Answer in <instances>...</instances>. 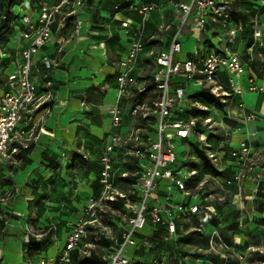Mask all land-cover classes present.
<instances>
[{
	"label": "rangeland",
	"instance_id": "rangeland-1",
	"mask_svg": "<svg viewBox=\"0 0 264 264\" xmlns=\"http://www.w3.org/2000/svg\"><path fill=\"white\" fill-rule=\"evenodd\" d=\"M6 1L0 0V16ZM256 4L257 0L250 6L247 15V34L244 38L246 45L254 39L257 29L253 12L260 13L259 9L262 5L256 6ZM16 9L13 7V10L16 11ZM21 11L22 15L27 13L26 10ZM18 12L20 13V10ZM20 31L18 26L15 37L12 34L0 38V53L14 49L15 39ZM221 33L223 48H225L224 45L228 44L227 38L224 30H221ZM213 43L216 49H219V40L213 39ZM195 46L196 41L193 40V49ZM14 69L13 63L8 72H13ZM85 75L87 77L88 73ZM198 77L199 79L192 80L187 87L185 101L190 97L198 96V93L206 88V81L201 71L198 72ZM242 78L247 79V74L244 73ZM233 79L238 84L239 79L235 76ZM259 83L262 84V81ZM150 84L153 88L149 92L143 94L132 91L137 95H124L119 100L116 98L120 97V91L112 88L105 96L107 105L102 107L103 102L99 100L101 92H99L100 95L94 92L88 96L91 104L90 111L92 112L93 109L97 111L99 123H106L99 132L101 137L104 138L105 134L111 133L110 127H113V116L111 113L108 114L112 107L107 106L115 104L121 113V122L114 131L118 138V145L113 154L119 167H136L138 159L146 157L151 142L155 141L158 115L152 102L155 101L157 93L152 81ZM3 95L4 92H0V97ZM251 96L255 100L258 98L257 94ZM249 98L250 96H246V106L251 108ZM221 103L220 106L206 109L207 115L198 119L201 130L197 133V137L200 143L191 146L183 140L174 141L178 154L175 170H178L181 178L188 177L192 170L197 171V180L190 185L189 191L191 194L201 193L214 202L217 205L216 215L200 216L199 222L195 219L181 221L178 235L171 243L163 246L161 251L154 244L141 246L140 257L132 264H161L159 258L163 251L167 255L166 264H175L176 260H182V264H213L215 260L217 264H261L251 260L255 252L264 254V152H253L241 169L237 166L239 174L236 177L228 170V166L232 165H229L227 161L231 162L234 159L228 152L225 140H230L233 136L230 146L233 149H239L244 135L241 133L233 135L231 124L238 122L233 113V103L228 102V105ZM137 105L143 106V109L139 114L134 115L133 110ZM185 106L191 108V105L187 103ZM201 121L207 122V126H202ZM206 134L208 137L214 136L213 140L206 142L200 139ZM110 141L112 138L109 139L106 136L100 145L101 157L106 152ZM221 141L223 143H220ZM25 145L26 143L17 155H10L9 158L0 161V175H2L0 180V264L20 262L38 264L40 257L53 258L58 246H65L74 221L83 217L90 196L97 195L100 190L96 180L101 163L96 161L93 153L88 154L84 149L80 150L79 155L75 157H67L68 151L58 153L57 160L46 165L40 161V153L37 149L26 148ZM186 151L189 158L184 155ZM225 152L227 155H224ZM91 159L93 161H90ZM187 162L189 165L186 168L184 165ZM249 168L254 169V176L249 172ZM29 179L31 181H28ZM28 183L29 188L26 194L22 187ZM165 185H161L156 192L157 196H168ZM125 188L128 189V186L126 185ZM183 198L184 195L177 190L171 193L173 201L180 202ZM199 231L203 236H196L191 244L182 241V238H187L189 234ZM45 232L46 236L37 239V235ZM140 233L154 238L166 235L162 229L154 228L149 223ZM27 236L35 243L31 254L26 253L27 245L24 237ZM41 240H47L50 244L43 251L39 247ZM92 250L95 251L96 261L100 260V256L105 252L102 245ZM134 251V248L129 247L127 253L133 255Z\"/></svg>",
	"mask_w": 264,
	"mask_h": 264
},
{
	"label": "built area",
	"instance_id": "built-area-1",
	"mask_svg": "<svg viewBox=\"0 0 264 264\" xmlns=\"http://www.w3.org/2000/svg\"><path fill=\"white\" fill-rule=\"evenodd\" d=\"M54 1L55 3L52 4L50 0H26L22 6L16 9L21 31L15 39L14 53H5L0 57V60L11 59L7 72L9 67L13 63L15 64L14 71L7 73L6 84L0 83V86L7 88L4 96L0 97V160L11 150L15 151L14 146L17 142L25 140L27 129L31 126V117L27 120L25 116L34 109L41 92L43 64L51 61L48 55H43L40 61L37 60V56L48 46L58 30L66 28L70 19L77 20V34H80L84 28L83 21L78 19L76 11L73 10L74 0ZM235 1L191 0L190 4L180 6L181 26L178 27L168 50L159 54L156 72L151 78L157 93L155 101L152 102L158 115L156 118L157 140L151 142L146 157L138 159L136 167H119L113 156L118 145V138L114 131L122 117L118 108L113 106L111 111L113 127L108 136L109 139L112 138V141L107 144L106 152L100 158V190L97 195L91 196L85 206L83 217L72 224L73 228L65 246L58 247L53 258L41 257L39 264H73L74 252H77L82 259L89 258L92 255V249L102 239L109 240L113 245L102 256L101 264H131L133 255L127 253L128 248L136 249L140 244L143 246L150 244L149 240H142L139 237L142 234L140 231L145 229L147 223L152 227L165 226L171 238L177 234L178 222L189 220L203 211L215 212V208L210 205L183 202L186 197L190 196L187 190V181L195 172H190L188 177L181 178L178 170H175L178 154L174 141L187 142L193 141L195 138L196 123L191 124L190 131L184 126L193 120L196 121L193 117H187V111L191 110L193 106L200 109L206 108L191 104V98L186 100L190 102L187 103L191 105L190 109L185 106V103L178 108H174L173 105L179 100V94L185 96L190 82L199 79V71L203 73L204 80L210 83L216 80L221 69H228L238 79L243 77L245 66L241 59L233 61L230 55L231 52L236 51L235 46L238 43L240 32L237 31L235 43L227 36L233 29L239 30L241 25L232 21L237 13ZM28 4L33 6V11L22 15L21 10L27 8ZM201 5L204 7L201 8ZM150 10H153V6L143 9L144 12ZM200 21H204V23L200 24ZM208 21L220 27L219 37L223 38L221 30L225 31V37L229 43L228 51L212 50L203 53L196 48L193 55L184 63H176V55L183 51L181 40L183 27L192 23L193 28L203 34L206 32ZM124 26L128 27L129 23H125ZM256 32L257 30L254 33V42L248 49L249 55L256 54L257 49H264V34L257 37ZM142 49V44L135 45L122 63L125 72L118 78L119 98L129 95L128 93H132V91L144 92L148 88V84L142 83L134 74L135 62ZM193 66L198 71H194ZM181 74H184L186 78L190 75L191 79L187 78L188 83L185 87H174V79ZM122 81L125 83L122 84ZM48 85L51 84L48 83ZM231 86L232 90L237 92L233 78ZM260 90L264 91V79ZM210 91L215 96H220L214 87ZM174 95L176 96L175 100L171 99ZM142 109V106H136L133 114H139ZM242 116L245 121L253 119L251 116ZM22 123H24V127L21 126ZM253 152H255L254 148L243 143L239 149H234L232 153L235 164L241 169L243 163L245 164ZM249 172L254 176V169L249 168ZM181 183H183V187L180 186ZM163 184H166L168 197L156 195ZM126 185L128 189H131V195L128 194ZM173 190L184 195L182 201L176 202L171 199ZM118 204L120 207L115 208L114 206ZM105 206L110 209L112 216H109L110 211H102ZM93 212L96 213L95 216L92 215ZM106 229L111 234L106 233ZM117 230L119 231L117 232ZM27 237L25 243L29 244L30 237Z\"/></svg>",
	"mask_w": 264,
	"mask_h": 264
},
{
	"label": "crops",
	"instance_id": "crops-1",
	"mask_svg": "<svg viewBox=\"0 0 264 264\" xmlns=\"http://www.w3.org/2000/svg\"><path fill=\"white\" fill-rule=\"evenodd\" d=\"M243 1L251 4L255 0ZM50 2L55 3L54 0ZM190 2L191 0H74L73 10L76 11L78 19L83 21L84 28L77 34V20L70 19L66 28L58 30L48 46L37 56L40 61L43 55H48L51 61L43 64L41 92L36 106L25 116L27 120L31 117V126L27 129L25 140L17 142L15 151L11 150L2 159L17 155L26 143V148L38 150L40 161L46 165L55 162L58 153L68 151L67 157L71 152L75 157L81 149L88 154L93 153V157L99 161L102 154L100 145L110 133L105 134L104 138L99 135L106 123H99L98 112L94 109L90 111L89 94L101 92V107L107 105L106 93L112 88L119 90L118 78L125 72L122 63L131 49L139 43L143 45V49L135 62L134 74L142 83L153 88L150 82L156 72L158 56L162 51L168 50L178 27L181 26L180 6ZM147 6H153V10L144 12L143 9ZM24 10L31 12L33 6L28 4ZM258 16L264 17V8L260 14L254 16L255 24ZM125 23H129V26L125 27ZM219 29L218 25L210 21L203 34L195 30L192 23L184 26L181 37L183 51L176 55L175 62L184 63L196 48L203 53L212 50L224 52ZM213 39L219 40V49H216ZM193 40L196 41L195 49L192 47ZM227 45L229 48V43ZM235 49L242 53L240 59L245 66L247 79H239L238 84L235 83L237 92H234L231 86L232 72L221 69L211 87H206L202 92H209L219 85L224 92L221 102L223 105L233 103V113L238 119L233 135L243 134L244 140L241 144L247 143L254 148V153H263L264 91L260 89L264 79V61L260 57L264 54V49L249 55V47L241 40ZM4 55L5 53H0V57ZM85 73H88L87 77L84 76ZM115 82L116 85H113ZM187 83L186 76L181 74L174 79L173 86L185 87ZM2 91L5 94L7 88L0 86V92ZM253 94L258 95L257 100L252 98ZM246 96H250L251 108L246 106ZM64 101L66 103H62ZM114 105L107 107L113 109ZM242 115L251 116L253 119L245 121ZM21 126L24 127V123ZM110 128L109 132L112 131V126ZM232 138L233 136L227 141L228 146ZM1 178L2 175L0 180ZM28 186L29 183L22 187L26 194ZM58 247L63 248L61 245Z\"/></svg>",
	"mask_w": 264,
	"mask_h": 264
},
{
	"label": "trees",
	"instance_id": "trees-1",
	"mask_svg": "<svg viewBox=\"0 0 264 264\" xmlns=\"http://www.w3.org/2000/svg\"><path fill=\"white\" fill-rule=\"evenodd\" d=\"M26 0H21V1H18V0H7L6 3L4 4V11L3 13L1 14L0 16V38L5 36L7 37L8 35H12L14 34L15 30H16V27L17 26H20V24L18 23L19 21V18L16 16V11L13 10V7H20L23 5V3L25 2ZM254 2H252L251 4H246L243 0H236L234 2V5H235V8L237 9V13L236 15L233 17L232 21L235 23V24H241V23H244L246 25V28L244 30L243 33H239V36H238V41L241 40V35L243 36V41L244 43L246 42L244 40V38L246 37V34H247V15H248V12L250 11V6L253 5ZM264 7L260 6V13L262 12ZM260 13H255L253 12V16H255L256 14H260ZM253 39L251 40V42L246 45L247 47H250L252 44H253ZM262 51L263 49H257L256 53L259 52V51ZM13 54L14 53V49L9 51V52H6V54ZM1 63H0V83L2 85H5L6 82H7V69H8V65L10 64L11 62V59L10 58H5V59H2L0 60ZM150 90H152V86H148L147 90L142 92L143 94L149 92ZM136 93H141V92H138V91H135ZM191 98V104H194V105H199L200 107H204L206 109H208L209 107H212V106H216V105H222L221 103V98L222 96H215L214 94L211 93V91L209 92H200L198 93V96L196 97H190ZM136 107V106H135ZM206 109H200L199 107H196V106H193L191 110L187 111V117H193L196 119V129H195V138L193 141H187L186 143L188 145H191V146H196L197 143H200V140L199 138L197 137V133L200 132L201 130V127L199 126L198 124V119L203 117V116H206L207 114V110ZM236 124H231L232 126V131L234 130V126ZM212 137L214 138V136H209L208 139L206 140V142L208 141H212ZM229 139H226L225 141H228ZM220 143H223L222 141ZM234 149L231 148V146L229 145L228 146V152L231 154V156L233 157L232 153H233ZM185 155L189 158V154L188 152L186 151L185 152ZM224 155H227V152L224 153ZM74 157V154L72 155V152L70 153V156L69 157ZM234 159V157H233ZM100 161V160H99ZM229 165H232V166H228V170L231 171L234 176L236 177L237 173H238V169H237V165L235 164V159L232 160L231 162L227 161ZM53 163V162H52ZM189 165V162H187L184 167H188ZM190 172H195V174L191 177L190 180L187 181V190L190 194L189 197H186L184 199V203L186 204H190V203H200L201 205H210V206H213L215 208V212L214 213H209L207 211H203V212H200L198 213L197 215H194L191 219H195L197 222H199V218L200 216H205V217H211L213 215H216V211H217V205L210 201L209 198H207L206 196H203L201 193H197V194H191L190 193V185H192L196 180H197V171L196 170H192ZM100 173H101V166H100V169L98 171V178L96 180V183L97 185L99 186V180H100ZM115 208H119L120 207V204L118 205H115L114 206ZM109 216H112V212L110 211L109 212ZM189 219V220H191ZM182 221H186V220H182ZM181 222V221H180ZM178 222V230H177V234L174 236V237H177L178 235V232H179V223ZM154 228H160L162 229V231H164L166 233V235L162 236H158L157 238H154V237H151L150 235L148 236H145L143 234H140L139 237L140 239L142 240H149L150 241V244H154L159 251L162 250V247L165 246V245H168L169 243H171L174 239V237H169L168 235V232H167V229L165 228V226H162V225H158V226H155ZM203 236V234H201V232H196V233H191L189 234V236L187 238H182V241L185 242L186 244H191L192 243V239H194L196 236ZM27 245V248H26V253L28 254H31L32 253V249L35 245L34 243V240H31L30 238V242L29 244H26ZM39 247L44 250L47 248V246H49V242L47 240H41L40 243H39ZM98 245H102L104 246L105 248V252L104 254L112 247V243L109 241V240H106V239H102L99 243L96 244V246ZM143 246L142 244H140V246L138 248L135 249L134 251V254H133V260H132V263L137 260L140 256H139V249L140 247ZM95 251L92 250V255L91 257L89 258H85V259H82L78 256L77 252H74L73 253V264H101L102 263V256H100V260L96 261V254H94ZM167 255H166V252L163 251V253L161 254V257L159 258V261L161 263H165L166 264V260H167ZM252 262H259L261 264H264V254H261L260 252H255L253 255H252ZM131 263V264H132ZM175 264H182V260H176V263ZM213 264H217V260L213 261Z\"/></svg>",
	"mask_w": 264,
	"mask_h": 264
},
{
	"label": "clouds",
	"instance_id": "clouds-1",
	"mask_svg": "<svg viewBox=\"0 0 264 264\" xmlns=\"http://www.w3.org/2000/svg\"><path fill=\"white\" fill-rule=\"evenodd\" d=\"M260 5H264V0H257V4H256V6H260ZM203 7H204V6L201 5V8H203ZM249 22H251V18H249ZM202 23H204V21H200V24H202ZM198 26H199V25H198ZM256 26H257V32H256V35H257V37H260V36H262V34H264V17H261V16H258V17H257V19H256ZM245 28H246V25H245L244 23H241V25H240V27H239V30H237V29H233L232 32H230V33L227 34L228 39H231V40L233 41V43H235V42H236L237 31H239L240 33H243L244 30H245ZM177 35H179V33H177ZM241 40H243V36H242V35H241ZM224 47H225V51H228L227 44H225ZM249 51H251V50H249ZM241 54H242V53H241L240 50H237V51H234V52H231V53H230V55H231L232 58H233V61L238 60V59L240 58ZM260 59H261L262 61H264V54L261 55ZM193 70H194V71H198V70L195 69L194 66H193ZM187 78L190 80V79H191V76L189 75ZM123 83H125V82L122 81V84H123ZM205 87H211V83H210V82H206V83H205ZM215 90L217 91V94H218V95H220V96H223V95H224V92L220 90V86H219V85L217 86V88H216ZM128 94H129V95H137V94H135V93H131V92H129ZM171 99L175 100V99H176V96H175V95L172 96ZM62 103H66V101H64V102H62ZM166 103H167V102H166ZM184 103H190V102L185 101V99H184V94H179V100L177 101V103H176L175 105H173V107H174V108H178L181 104H184ZM230 114H231V113H230ZM219 115L222 116V114H219ZM82 123H83V121H82ZM194 123H196L195 120L191 121L190 124H187V125H184V126L187 127V128L189 129V131H190V130H191V124H194ZM201 124H202V126H207V122H205V121H201ZM200 139H201V140H205V137H204V136H201ZM81 151H83V149H81ZM180 186L183 187V186H184L183 183H181ZM210 187H211V186H210ZM109 188H111V186H109ZM128 194L131 195V189H128ZM105 198H106V197H105ZM102 211H110V209H108L107 206H105V207L102 209ZM92 215L95 216L96 213L93 212ZM49 231H50V230H49ZM105 231H106V233L111 234L109 230L106 229ZM118 231H119V230H117V232H118ZM34 235H35V233H34ZM46 235H47L46 232H45V233H41V234L37 235V239H42L43 236H46ZM113 238L115 239V236H114ZM24 239H28V237H24ZM126 242H127V241H126Z\"/></svg>",
	"mask_w": 264,
	"mask_h": 264
},
{
	"label": "bare ground",
	"instance_id": "bare-ground-1",
	"mask_svg": "<svg viewBox=\"0 0 264 264\" xmlns=\"http://www.w3.org/2000/svg\"><path fill=\"white\" fill-rule=\"evenodd\" d=\"M105 91V90H104ZM204 137H205V140H207L208 139V135L206 134V135H204Z\"/></svg>",
	"mask_w": 264,
	"mask_h": 264
}]
</instances>
